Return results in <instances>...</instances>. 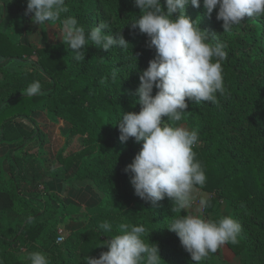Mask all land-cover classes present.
Returning a JSON list of instances; mask_svg holds the SVG:
<instances>
[{
	"label": "trees",
	"instance_id": "trees-1",
	"mask_svg": "<svg viewBox=\"0 0 264 264\" xmlns=\"http://www.w3.org/2000/svg\"><path fill=\"white\" fill-rule=\"evenodd\" d=\"M2 3L5 15L7 2ZM65 3L68 12L61 19L74 16L86 31L107 22L108 34L115 37L120 31L129 47L104 52L89 45L84 61L77 62L64 42L32 48L11 41L0 31V151L33 142L39 132H32L29 125L35 124L37 113L50 112L65 123L70 139L82 138L78 150L57 156L62 171L74 170L77 181L106 200L101 199L90 209L95 214L94 225L75 229L62 246L56 245V231L51 225L55 224L54 218H43L41 207H37L41 203L33 193L37 185H28L31 178L23 166L24 159L12 157L9 151L11 188L0 189V264H28L15 250L24 244L25 235L34 226L50 238V264H83L85 256L98 257L107 250L99 247L108 236L116 234L119 223L144 225L148 242L159 246L163 264H192L176 235L166 229L179 213L171 212L167 198L153 206L136 197L130 174L123 172L140 145L132 138L120 148L115 145L120 143L116 124L123 112L140 110L134 95L139 73L146 70L155 55L154 49L146 45L147 38L130 28L139 9L133 0ZM185 14L210 40L223 41L227 46V59L222 63L226 94H218L216 104L189 102L181 120L199 135L194 151L206 174L201 191L210 194L203 212L208 215L220 207L221 201H228L232 218L241 224L242 232L237 244L226 246L235 255L246 251L249 264H264V17H245L241 25L224 33L222 21L215 19V10L211 18L204 15L202 0L200 8L189 5ZM32 57L36 60L27 62ZM129 59L133 60L130 68L125 62ZM26 62L30 70L21 69L20 64ZM34 80L40 81L41 94L26 96L24 90ZM78 195L76 191L74 196ZM42 206L52 210L53 215L58 212L54 206ZM105 220L113 224L112 233L98 229Z\"/></svg>",
	"mask_w": 264,
	"mask_h": 264
},
{
	"label": "clouds",
	"instance_id": "clouds-1",
	"mask_svg": "<svg viewBox=\"0 0 264 264\" xmlns=\"http://www.w3.org/2000/svg\"><path fill=\"white\" fill-rule=\"evenodd\" d=\"M139 15L130 22L131 30L144 35L146 45L155 55L148 67L139 73L138 112H126L118 120V139L125 144L132 138L140 145L123 172L130 174L134 195L153 206L166 198L171 212L179 213L168 223L167 231L174 233L180 246L190 256L192 264H201L221 246L237 244L241 224L231 216L209 220L199 214L209 200L200 192L206 174L194 151L199 142L198 132L180 122L189 106L218 102V94H226L222 63L227 59L226 44L209 39L196 22L186 14L187 6L201 7V0H133ZM0 5H3L0 0ZM204 15L222 21L223 32L241 25L245 17H264V0H202ZM0 22L4 15L0 7ZM68 8L65 0H27L24 15L35 25L60 21L64 43L77 62L84 61L85 49L92 45L108 52L113 48L127 49L129 43L116 32L108 34L107 22L89 30L79 26L74 16H64ZM135 58V57H134ZM136 62V58H135ZM116 78V70L112 72ZM155 94L153 95V90ZM42 85L34 80L25 90L26 96L41 94ZM196 208V214L185 210ZM105 233L113 232L107 220L98 225ZM144 225L119 223L116 234L108 236L99 248L98 257L85 256L83 264H163L159 246L148 242ZM28 264H50L43 252H28Z\"/></svg>",
	"mask_w": 264,
	"mask_h": 264
},
{
	"label": "rangeland",
	"instance_id": "rangeland-1",
	"mask_svg": "<svg viewBox=\"0 0 264 264\" xmlns=\"http://www.w3.org/2000/svg\"><path fill=\"white\" fill-rule=\"evenodd\" d=\"M6 2V13L2 17V22H0V31L5 33L11 41L26 44L32 48H40L44 44L58 46L63 43L59 20L40 26L35 25L31 22L30 17L24 15L27 0H6ZM31 60H36V58L32 57L27 62ZM27 62L20 64L21 69H31L30 63ZM125 62L127 67L130 68L133 60L129 59L125 60ZM16 70L19 69L17 68ZM179 124L188 127L184 121H180ZM29 126L32 132H39L33 142L19 149L16 147L20 144L0 151V189L11 188L8 170L12 161L10 158L8 159L7 154L12 151V157L24 159L23 166L28 169L26 174L31 178L28 185L31 186L30 188L34 187L31 185L32 182L37 185V189L33 192L41 203V206L38 205L37 207L38 209L41 207L40 210L44 219L54 218L55 224L52 223L51 225L56 231L55 244L62 246L66 239L78 228L88 226L89 223L94 225L95 214L91 213L90 209L96 206L101 199L103 201L106 199L95 191H90L87 187L88 185L84 182L77 181L74 170L64 173L61 166L57 163L58 155L67 156L70 152L80 148L81 137L70 139L67 136L68 131L66 129L68 128H66L65 123L54 118L50 112L39 114L35 124H30ZM115 145L120 148L121 143L116 142ZM37 149H41V151L36 152ZM31 163H33L32 166H29ZM55 180L57 181L56 183ZM76 191L80 192L78 197L74 196ZM200 192L206 195L207 198L210 197L209 193L201 190ZM57 199H60V201ZM42 204L54 206L58 209V212L53 215V211L44 210ZM203 210L200 209L199 214L206 219L219 216L232 217L231 207L226 200L221 201L220 207L208 215L204 214ZM188 212L196 214V208L185 210L183 213L187 214ZM38 228V226H34L25 235L24 240L26 241L24 244L16 248L15 252L20 258L23 259L28 252L39 251L47 255L48 249H51L50 238L46 237L47 233H44L40 228V232H37ZM201 264H249V255L246 251L240 255H235L224 245L218 249L217 253L210 254Z\"/></svg>",
	"mask_w": 264,
	"mask_h": 264
},
{
	"label": "crops",
	"instance_id": "crops-1",
	"mask_svg": "<svg viewBox=\"0 0 264 264\" xmlns=\"http://www.w3.org/2000/svg\"><path fill=\"white\" fill-rule=\"evenodd\" d=\"M42 113H44V112H39V113H37L36 115H35V120H36V118H37V116L40 114H42ZM41 151V149L39 150V152ZM57 181L55 180V183H56Z\"/></svg>",
	"mask_w": 264,
	"mask_h": 264
}]
</instances>
